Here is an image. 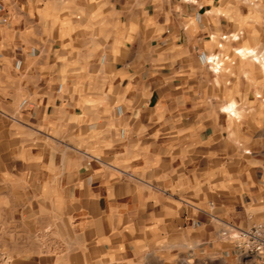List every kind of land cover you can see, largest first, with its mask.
<instances>
[{
  "label": "crops",
  "instance_id": "crops-1",
  "mask_svg": "<svg viewBox=\"0 0 264 264\" xmlns=\"http://www.w3.org/2000/svg\"><path fill=\"white\" fill-rule=\"evenodd\" d=\"M254 5L264 15L261 0H0V206L21 211L0 223L27 225L9 240L57 241L12 244L7 255L264 264L218 237L264 222ZM79 113L89 133L104 132L81 150L77 135H62ZM94 144L100 155L88 152ZM42 224L51 231H35Z\"/></svg>",
  "mask_w": 264,
  "mask_h": 264
},
{
  "label": "rangeland",
  "instance_id": "rangeland-1",
  "mask_svg": "<svg viewBox=\"0 0 264 264\" xmlns=\"http://www.w3.org/2000/svg\"><path fill=\"white\" fill-rule=\"evenodd\" d=\"M261 4L264 5V0H261ZM241 8H244V5H241ZM253 8H255V11H253V17L255 19V22L261 23L262 27H264V15H263V11H260L258 6L254 5ZM241 53H247V50H240ZM259 61V60H258ZM84 99V98H83ZM82 103L84 104V101H82ZM104 116H102V114L97 116V119H95V121H100ZM86 113H79L76 117H75V124L77 125L78 129H69V128H65L62 129V135H63V139H66L67 141L71 140V135H77L78 136V141L77 143H75V147L77 149H85L84 146L81 142L83 141V139L89 134V135H94V136H100L102 135L104 132H92L89 133L86 129H84V125L86 122ZM101 129V128H100ZM99 129V130H100ZM100 147L101 145H97L94 144L93 146L89 147L88 152L95 154V155H100ZM6 210H8V219L10 221H12L11 215L12 213L14 215H18L19 213H21V211H19L18 209H7L4 206H0V220L4 217V219L6 218ZM17 210V211H16ZM34 229L35 231L38 230L37 227L43 229H50L49 231H51L52 229V225L51 224H47V225H34ZM14 228V229H13ZM32 229V230H34ZM10 230H17V231H23V230H27V225H23L20 223H8L6 224L4 223H0V264H59L60 263V257L57 256H53V254L51 252H46L45 254H41V255H37V254H33V255H23L21 253L17 254V255H7L5 253V249L8 246H12V244H17V246H21V245H25L26 248H33V249H37V248H53L55 246V244L57 243V241L51 236V238H47L45 240H38V239H34V240H25V241H20V240H9L7 237V231ZM59 243V241H58ZM35 251V250H33ZM21 252V251H20ZM248 258V257H246ZM248 259H253V258H248ZM211 261L202 258V256H190L188 259L182 257L181 259H177L175 261V264H204V263H210ZM67 264L69 263V260H63L61 264Z\"/></svg>",
  "mask_w": 264,
  "mask_h": 264
},
{
  "label": "built area",
  "instance_id": "built-area-1",
  "mask_svg": "<svg viewBox=\"0 0 264 264\" xmlns=\"http://www.w3.org/2000/svg\"><path fill=\"white\" fill-rule=\"evenodd\" d=\"M197 21H201V16L197 15ZM32 54H36V49L32 50ZM200 61L203 65H213L220 70L215 64V60L208 56L205 52L200 54ZM104 61V59H103ZM22 62L18 61L17 68H21ZM62 85L59 86L58 92L60 93ZM116 113L120 117L123 114L122 107H116ZM127 132L125 129L120 130V137L125 138ZM218 237L227 243L233 244L248 258H260L264 260V222L253 225L249 229H240L236 227L222 228Z\"/></svg>",
  "mask_w": 264,
  "mask_h": 264
}]
</instances>
